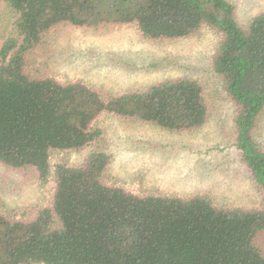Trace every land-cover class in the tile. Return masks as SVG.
Segmentation results:
<instances>
[{
	"label": "trees",
	"instance_id": "trees-1",
	"mask_svg": "<svg viewBox=\"0 0 264 264\" xmlns=\"http://www.w3.org/2000/svg\"><path fill=\"white\" fill-rule=\"evenodd\" d=\"M15 12L0 46V164L54 182L52 203L30 219L0 210V264H264V149L254 131L264 107V12L240 24L228 0H4ZM134 24L150 40L206 26L216 35L211 68L232 106L233 147L262 195L256 208L214 205L206 194L138 195L106 182L110 155L91 149L73 166L51 150L94 144L102 113L170 131L200 127L203 87L188 77L104 95L78 81L26 74V55L60 24Z\"/></svg>",
	"mask_w": 264,
	"mask_h": 264
},
{
	"label": "rangeland",
	"instance_id": "rangeland-1",
	"mask_svg": "<svg viewBox=\"0 0 264 264\" xmlns=\"http://www.w3.org/2000/svg\"><path fill=\"white\" fill-rule=\"evenodd\" d=\"M236 20L247 23L264 12V0H228ZM15 12L0 0V46L12 33ZM217 35L202 26L176 40H150L134 24L77 27L67 23L48 31L26 55L24 70L32 78L78 81L104 95L143 90L179 77L195 79L204 91L208 116L204 124L170 131L153 123L102 113L92 126L97 141L78 150H51L49 164L76 165L91 150L110 155L105 183L143 195L159 192L188 198L208 195L220 208L260 206L233 147L232 106L211 68ZM264 149V107L254 131ZM54 182L37 179L32 168L0 164V210L24 219L52 203ZM264 250V231L257 235Z\"/></svg>",
	"mask_w": 264,
	"mask_h": 264
}]
</instances>
